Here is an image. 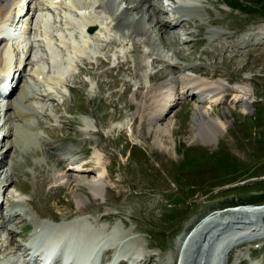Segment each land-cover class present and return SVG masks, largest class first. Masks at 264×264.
Here are the masks:
<instances>
[{
    "label": "rangeland",
    "instance_id": "obj_1",
    "mask_svg": "<svg viewBox=\"0 0 264 264\" xmlns=\"http://www.w3.org/2000/svg\"><path fill=\"white\" fill-rule=\"evenodd\" d=\"M106 1L115 9L120 3L118 15L130 7L129 0ZM161 1L162 15L166 16V11V19L172 22L180 8L190 5L198 10L193 19L189 17L190 25L184 19L177 21L182 25L175 29L179 43L173 48L165 47L164 31H158L159 36L154 34V48L144 42L147 36L134 43L122 30H116L110 11L96 12L99 18L95 20L102 30L93 38V51L78 59L64 51V59L58 56L59 63L64 64V82L48 85L38 82L34 71L42 67L48 77L53 75L58 64L55 47L44 44L50 51L47 73L44 56L32 54L25 60L27 44L20 40L29 29L27 22L32 15L36 27L39 19L53 14L54 31L60 38L75 25L74 18H70L69 3L56 9L55 14H47L43 0H29V13L14 28L19 40L16 38L13 48L10 45L11 51L19 52L17 59L14 55L15 65L24 61L15 71L13 90L26 87L29 100L23 108L31 114L28 123H32L24 126L25 133L16 141L24 143L29 151L24 159H17L23 162L15 167L13 156L19 152L6 151L15 139L3 140L10 122L7 125L0 119V160L5 155L7 161L0 168L5 165V170L15 172L13 181L10 178L4 188L0 185V204L6 217L0 220V226L2 230H14L15 240L29 247L35 234L45 236L66 227L73 228V235L98 236L86 264H114L116 257L119 262L115 264H186L188 260L192 264L204 246L203 264H213L220 240H227L230 249L218 264H264V230L226 228L223 223L231 216H221L220 226L213 225L189 241L185 237L191 226L219 207L233 203L264 205V0ZM33 37L34 52L41 53L38 32ZM115 39L120 44L112 41ZM106 45L109 48L105 51ZM125 64L126 71L121 72L119 68ZM196 69L205 72V81H221L223 90L233 93L228 98L220 97L211 110L210 100L205 98L203 110L226 124L210 146L195 137L198 97H188L187 102L183 96L164 114L161 125L168 132L162 134L149 128V117L137 108V96L140 98L155 84H164L182 73L199 79L201 73L194 72ZM161 70L167 72L166 77L158 75ZM242 82L249 84L254 94L248 114H243L236 98V87ZM14 93L1 98L0 107L6 106L12 96L16 99L18 92ZM37 135L54 146L71 149L73 153L65 151L66 163L59 157L47 158ZM50 169L57 177L53 185L49 182ZM69 169L79 173L77 181L68 184V178L60 177L73 172ZM87 181H98L102 186L98 199L93 198ZM80 196H84L83 202ZM7 234L1 233L0 250L7 253L0 257L16 258L9 254L16 247L6 240ZM76 262L74 252L71 264Z\"/></svg>",
    "mask_w": 264,
    "mask_h": 264
},
{
    "label": "bare ground",
    "instance_id": "obj_2",
    "mask_svg": "<svg viewBox=\"0 0 264 264\" xmlns=\"http://www.w3.org/2000/svg\"><path fill=\"white\" fill-rule=\"evenodd\" d=\"M115 1H119V0H115ZM129 1H130V5H129L130 7L127 8V11H125V10H124L125 12L122 11V13L120 15L117 14V10L115 9V6L111 3L109 4V1L108 2L102 1L100 6H101V8L104 9V11H110V14L112 16H114L116 30H122L126 37L128 36V38H130V40H132L134 43H137V44L139 43V41L143 40L142 36H147V39L145 41L144 40L143 41L146 44H148L149 46H151L152 48H154V45H155L154 34L157 33V36H159L158 31H164V34L166 35L165 37H163L164 45L166 48H173L176 44H178L179 43L178 34H177V32H175V29L176 28L178 29V27L182 24H180V25L177 24V21L184 19L187 22V25H190L189 17L191 19H193L194 17L192 15H194V13H196L198 11L197 9H191V8H193L191 6L185 7L184 9L180 8V10H177V11L175 10L176 11L175 14H177V19L175 21L173 19L174 22H172V21L166 19L168 17L166 11H165L166 16L162 15L163 5H162L161 0H129ZM27 2H28V0H14L13 4H12L11 0H0V66L1 65L3 66L2 76L4 78L10 77L13 72L19 71L21 66L24 65L23 60H21L19 62V66H16L14 63V52L12 53L10 45L12 44L11 42L13 40H16L17 35H16V37H15V35H12L10 33V31H12V30H10L9 28H10V22L12 20V16H15L16 17L15 20H17L21 15H24L26 13ZM43 2H45L46 5H47V3H50V5L49 4L47 5V7H43L44 11H46L47 14L50 13V11L47 10V9H49L48 6L52 7V6H54L53 4H60L61 5L60 8H61V7H64L66 4V3L63 4L62 0H43ZM61 2H62V4H61ZM69 5H70V3H69ZM29 10H30V7L28 4V10H27L26 15L29 13ZM57 10H58V8H57ZM88 12H90V11L88 10L87 12H83V11L80 12L76 8L73 7V13L74 14H80L81 18H84L83 20L86 21V25H91V24L97 23L98 21L97 22H96V20L94 21V18H90L87 16ZM135 12H137V14H135ZM133 14H135V16L139 15L140 16V17H138L139 19H137ZM46 17H47L46 20L38 18L39 19L38 22L40 21L41 25L43 27V30H44L43 36L47 40L46 43H50V39L48 37H46V35L49 33L47 30L50 28V20H49L50 17H48V16H46ZM73 20H75V19H73ZM146 23L150 24L149 28H147V26L144 25ZM168 24H170V25H168ZM74 26H75V28H77L78 27L77 23H75ZM81 27H82V25H81ZM125 29L127 32H125ZM101 30L102 29H100V27H99L98 33H95V34H99ZM81 31H82V34H84V35H82L84 40H78L76 38V39H73V43H71L72 48H73V53H74V55H77V56H81V54H87V51L92 50V49H89V46H91V45L93 46V42L90 40V37L86 34L84 26L81 28ZM171 33L173 34V36L169 35ZM2 36L7 37L8 41H10L8 45L6 44L4 39H1ZM144 39H145V37H144ZM112 41L119 42L116 39L112 40ZM119 44H120V42H119ZM27 47H29L28 44L26 45V47L24 49L26 50ZM107 48H109L108 45H106V47L103 50L106 51ZM53 52H54L53 54L55 56L54 59L58 62V64L56 65V68L53 71V75L51 77H48V74H45L42 67H38L37 70L34 71V75H35L37 81L40 83L43 82V83H48V85H50V84H54V83L55 84H62L64 82L63 81V74L65 73L64 72V66H63L64 64L61 65V63H59V62H61V59L58 57L59 55H57L56 49L53 50ZM27 60H29V59H27ZM125 66H126V64L120 66L119 69L121 72L126 71ZM57 67H59V68H57ZM124 67H125V69H124ZM190 69H192V68L190 67ZM183 70L184 69L182 68V71ZM196 70H198V71H194V72L201 73L199 79H198V77H196L194 75H191L192 78H190V77L186 76L187 73L183 74L181 71L182 74H180L179 76L175 75V76L171 77V79L166 81L164 84H159V85L155 84L153 87H151L149 92L145 93L140 98L137 96V98L140 99L139 102L137 103V108L140 109V110L138 109V111L140 113H142L143 116H145L147 114L146 116L149 117V126H150L149 128L155 129L157 131V133L162 134V133L168 132L165 129H163L162 125H161V121L163 119L164 114H166V112L170 108H172L174 105L179 104L178 100L180 101V99H182L183 96L186 97L185 98L186 100L188 99V97H191V96L192 97H198L200 99L199 100L200 103H199V105L196 106L195 112H194V123H195V126L198 127V132L195 134V137L201 139L202 142L204 143V145L210 146L213 142L217 141L218 135L220 133L224 132L223 130L226 129V124L222 120H220V118H216L212 114L205 112L203 110V104L205 103V98L210 100L208 102L211 103L210 104L211 107H209L211 110L213 104L218 103L221 100L220 97H223V99L228 98L233 93L227 94L226 93L227 90H223L224 89L223 88L224 83L221 81H214V80H212V81L206 80L205 81L206 78L202 79L203 77L206 76L205 74H203L205 72L200 71L199 69H196ZM185 71H187V69H185L184 72ZM178 72H180V71H178ZM166 74H167V72L165 70H161L160 72H158V75L161 77H166ZM187 75H189V74H187ZM3 82H5V80L0 82V85ZM236 90H238L237 93L239 92V95H237L236 98L239 100L238 103L241 106V110H242L243 114H248V112L250 111L251 104L253 103V98H254L252 87L249 84H247L246 82H242V83L238 84V86L236 87ZM14 92H15V90L12 91L11 95H13ZM17 92H18V94H17ZM26 92H27L26 87L23 86L19 91H16L14 93L15 95L17 94L16 99L13 100V96H12V98L9 101H7L8 105L6 104V106L0 107V113H1L0 119L5 120V124H7V125H8V121L10 122L9 130L4 135L3 140H5V138H7V140H9L11 138L15 139V141L13 140L10 143V145L8 146L6 151L8 152V154H9V151L10 152H13V151L19 152L18 155H16V156L13 154L14 155L13 161L16 165L15 167H18L19 164L23 162V161L19 162V161H17V159L19 157L24 159V157H26L28 154L27 152L29 151L27 149V146L24 145V143H19L16 141L17 138L22 137V134H23L24 128H25L24 126L30 124V123H28L29 122L28 118L31 116V114H28V112H26L27 110H24V108H23V107H25L24 103H26L29 100V94H27ZM177 92H179V96H181V97L176 98ZM185 92L186 93L189 92L190 94H188V96H187V94ZM237 99H236V101H237ZM187 102H188V100H187ZM4 109H6V112H4ZM29 112H31V111H29ZM6 114H8L7 120H6ZM19 131H20V134H19ZM34 134L35 133H32V135H34ZM38 137H40V136H38ZM39 139H40V141L43 142L41 144V148H42L41 152L43 151L42 153L45 154L47 156V158H49V159H50V157L51 158L52 157H54V158L59 157V159H61L60 162L66 163V161H65L66 158H64L66 155L65 151L69 150L70 153H73V151H71V149H69V148L54 146L52 143L47 142V140L44 139L43 137H42V139H41V137ZM13 142L15 143L14 145H13ZM46 148H48L49 151ZM33 150H34V148H32V151ZM35 151H37V150H34V153H35ZM17 152H16V154H17ZM5 160H6V158L4 155V157L0 160V165H2L5 162L7 165V161H5ZM5 168H6L5 165L0 168V173L2 175V176H0V185L2 186V188L6 187L8 185L10 178H12V181H13V177H14V173H15V172H13V170L11 168H9V171L5 170ZM80 168H81V166H80ZM61 170H66V167L61 168ZM68 171H73V172H69V173L67 172V174L60 177V179L63 178V180H64V178L65 179L68 178L69 179L68 184L73 182V181H77L76 173H79V170H70L69 169ZM8 172H9V175H8ZM52 173H55V172H53V170L50 169L48 174H49V178L51 179V181L49 180V182H50V184L53 185V183L56 181L57 177H56V175H52ZM51 182H53V183H51ZM87 182L85 184H88V186L91 188L93 198L98 199V197H100L101 193H102V186L98 183V181H90V182L87 181ZM55 183H57V181ZM45 184H46V182H45ZM83 200H84V196H80V201L83 202ZM1 207H2V205L0 204V220L3 222L6 217H4V214H3L4 210ZM248 210L249 211L256 210V211L262 212L264 210V208L263 209H261V208H257V209L249 208ZM246 212L248 213V211H246ZM238 214L241 215L242 213H238ZM245 219H249V217L245 218ZM258 219H259V217H258ZM254 221L249 222V223H240V224H237L238 226L236 227L235 224L231 223V221L229 220V221H226L225 225H226V228H232L233 227V229L239 228V226H240V228L243 229L244 232H246V230H251L254 228L255 229L260 228V229L264 230V225H260L259 223H257V222L255 223ZM263 224H264V222H263ZM213 225L215 227L220 226V224H218V223L211 222L210 224H208L206 226V230L211 229L213 227ZM2 226L3 225L1 224L0 230H2ZM5 229L6 228H4V230H2L3 233H5V232L9 233V235L7 234L8 236H7L6 240L10 239L9 242L11 243V245L16 247L15 251L9 252V254L10 253L15 254L16 256L17 255L18 256L27 255L26 257H29L31 249L28 248L24 244L18 243L15 240L14 230L7 231ZM2 231H0V242H1ZM196 236H198V235H195V237ZM16 238H17V236H16ZM75 242H77V244H79V245H83V242H81V241L77 240ZM90 251L93 252V250H90ZM201 251H202V253L199 254L200 256H198L197 259H195L192 262V264H202L203 263V261L205 260L206 251H203V250H201ZM2 253L5 254V253H7V251H1L0 250V254H2ZM1 257L3 259H6L8 262H11L12 259H16L13 257L10 258L9 255H7V256L1 255ZM14 262L15 263H21L19 260L14 261ZM190 262H191V260H190ZM190 262L188 260L187 264H191ZM123 264H125V263H123ZM204 264H206V262H204ZM241 264H245V262H241Z\"/></svg>",
    "mask_w": 264,
    "mask_h": 264
},
{
    "label": "trees",
    "instance_id": "obj_3",
    "mask_svg": "<svg viewBox=\"0 0 264 264\" xmlns=\"http://www.w3.org/2000/svg\"><path fill=\"white\" fill-rule=\"evenodd\" d=\"M253 4H255V2H253Z\"/></svg>",
    "mask_w": 264,
    "mask_h": 264
}]
</instances>
